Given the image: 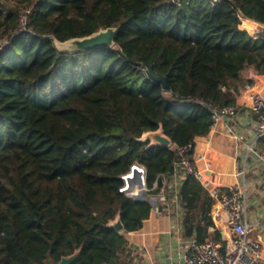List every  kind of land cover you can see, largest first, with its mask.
<instances>
[{
	"label": "trees",
	"instance_id": "1",
	"mask_svg": "<svg viewBox=\"0 0 264 264\" xmlns=\"http://www.w3.org/2000/svg\"><path fill=\"white\" fill-rule=\"evenodd\" d=\"M243 17L264 25V0H0V264L76 252L72 264H131L126 234L152 205L122 193L121 178L139 164L152 188L176 152L142 136L163 128L187 146L211 132L212 108L236 106L246 71L264 75V38L242 30ZM108 28L113 49L55 45ZM180 198L184 236L220 241L202 184L188 176Z\"/></svg>",
	"mask_w": 264,
	"mask_h": 264
},
{
	"label": "built area",
	"instance_id": "2",
	"mask_svg": "<svg viewBox=\"0 0 264 264\" xmlns=\"http://www.w3.org/2000/svg\"><path fill=\"white\" fill-rule=\"evenodd\" d=\"M31 13L32 9L22 13L20 31H27V18ZM245 20L243 17L242 24ZM251 29L247 32L253 38H264V25L256 23ZM6 44V40H0V48ZM140 69L143 73H148L145 67ZM244 89L251 90V84H246ZM212 112L211 131L220 124L225 125V133L238 140L241 148L246 144L245 137L237 132L244 128L241 120L252 118L256 122V139L246 144L241 181L224 190L214 187L211 161L205 155L197 154L202 138L206 143L211 141L210 132L187 146L177 147L173 144L171 148L176 152V159L172 172L160 176L152 188L147 185L145 167L139 164L132 166L129 173L121 178L124 183L121 192L136 200H156L155 205L151 204V215L159 219L168 218L172 222L170 236L178 244V264H259L263 260V247L260 242L251 238L254 225L247 217L246 174L249 170L260 173L264 189V150L258 147L259 142L264 141V86L259 91H252L249 104L245 107L236 105L222 109L212 108ZM198 160L203 161L202 168L197 165ZM188 176L197 179L215 201L211 211L214 227L210 228V233L219 232L220 241L211 238L201 243L196 238L188 239L184 236V210L180 189Z\"/></svg>",
	"mask_w": 264,
	"mask_h": 264
},
{
	"label": "crops",
	"instance_id": "3",
	"mask_svg": "<svg viewBox=\"0 0 264 264\" xmlns=\"http://www.w3.org/2000/svg\"><path fill=\"white\" fill-rule=\"evenodd\" d=\"M256 22L246 19L241 29L249 31ZM251 26V27H250ZM244 81L251 84V90H240L236 105L245 107L249 104L252 91H259L264 86V75H257L254 69H249L244 74ZM241 122L244 128L238 133L243 135L246 144L256 139L254 128L256 122L252 118H243ZM201 139V138H199ZM241 148L238 140L225 133V125L220 124L211 131V141L206 143L204 138L197 148V154H203L212 163V178L214 187L222 190L233 186L241 181L240 173L244 169V157L246 145ZM259 149L264 150V141L259 142ZM200 168L204 166L203 161L198 160ZM248 221L254 225L251 238L261 243L263 247L264 264V189L260 173L248 171L246 174ZM171 224L168 218H150L144 223L141 230L126 234L129 245V255H125L131 264H178V244L171 239Z\"/></svg>",
	"mask_w": 264,
	"mask_h": 264
},
{
	"label": "water",
	"instance_id": "4",
	"mask_svg": "<svg viewBox=\"0 0 264 264\" xmlns=\"http://www.w3.org/2000/svg\"><path fill=\"white\" fill-rule=\"evenodd\" d=\"M209 1L212 3H217L219 0ZM117 33L118 28H108L100 30L99 32H96L90 36L83 38H74L66 42L55 40V45L61 53L72 55L95 51L101 48L113 49L116 45L115 40ZM145 66L148 70L150 78H152L154 81L162 82L164 84V91L168 92L169 86L167 83V79L165 77L157 76L152 65L145 64ZM139 141L148 143L149 147L162 146L165 148H171V146L173 145V141L164 133L163 128H160L155 132H148L144 134ZM143 197H146V195H144ZM150 203L152 205H155L156 200L152 199ZM112 226L119 232L124 231V226L120 218H117ZM78 255L79 252H76L70 257L63 258L60 264H72L77 259Z\"/></svg>",
	"mask_w": 264,
	"mask_h": 264
},
{
	"label": "rangeland",
	"instance_id": "5",
	"mask_svg": "<svg viewBox=\"0 0 264 264\" xmlns=\"http://www.w3.org/2000/svg\"><path fill=\"white\" fill-rule=\"evenodd\" d=\"M242 26H243V24H242ZM251 27V26H250ZM254 28V27H253ZM249 30H252L251 28H249Z\"/></svg>",
	"mask_w": 264,
	"mask_h": 264
}]
</instances>
